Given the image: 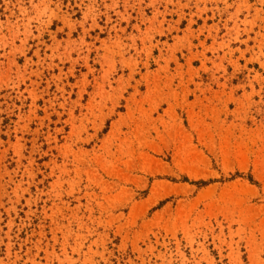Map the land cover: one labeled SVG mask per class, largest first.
Listing matches in <instances>:
<instances>
[{
  "label": "rangeland",
  "instance_id": "rangeland-1",
  "mask_svg": "<svg viewBox=\"0 0 264 264\" xmlns=\"http://www.w3.org/2000/svg\"><path fill=\"white\" fill-rule=\"evenodd\" d=\"M0 264H264V0H0Z\"/></svg>",
  "mask_w": 264,
  "mask_h": 264
}]
</instances>
